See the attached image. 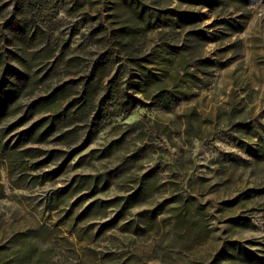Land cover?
Wrapping results in <instances>:
<instances>
[{
	"label": "rangeland",
	"instance_id": "1",
	"mask_svg": "<svg viewBox=\"0 0 264 264\" xmlns=\"http://www.w3.org/2000/svg\"><path fill=\"white\" fill-rule=\"evenodd\" d=\"M3 61L60 124L23 168L0 152V264H264V0H0ZM148 70L188 99L134 92Z\"/></svg>",
	"mask_w": 264,
	"mask_h": 264
},
{
	"label": "trees",
	"instance_id": "2",
	"mask_svg": "<svg viewBox=\"0 0 264 264\" xmlns=\"http://www.w3.org/2000/svg\"><path fill=\"white\" fill-rule=\"evenodd\" d=\"M235 1H238L242 4H246L247 2V0ZM168 58L169 57H165V64L162 65L165 71L169 67ZM198 67L208 68L209 65L206 60L199 59ZM167 72L168 71H166L165 74ZM19 75L21 74L17 67H10L6 61L0 63V152H6L7 155L4 158L7 160L12 170H15L14 168L18 169V167L23 168L20 162L22 161L24 155H27L29 152L33 151L31 146H33L34 144H42L44 142H47L50 136L55 134V129L57 127L56 125L60 124V121L56 119L54 114L47 113L48 110L53 107L55 101L57 100V92L59 90L57 88L53 89L47 95L33 99V101L24 109H22L21 107H15L19 92L24 87V82L18 80ZM90 78L91 76H87V87L90 83L88 81L90 80ZM165 80H167L165 79V76L164 78H162V76H160L158 73L148 70L146 73L143 72L136 77L134 92L139 93L145 99H151L155 101L164 110L172 107L178 101L188 99V96H185L183 94L184 90H181L180 88H174V90L169 91L166 86L167 83ZM184 82H187V74H183V78L180 84ZM87 91V88L83 90L84 101L87 99ZM109 94L110 93L108 90L106 97H108ZM108 98L110 99V97ZM136 101V97H130L129 95H127V93H125V100H123L121 103L123 111L125 113L129 112L135 105ZM38 110H44L45 113L41 115L38 120L33 121L34 114H36ZM19 111H22V113L19 114L17 120L8 122L7 126L3 129L2 124L4 123V121L9 117L17 116V113ZM120 111L121 110H119L118 112ZM66 112L67 106L63 109L62 120L67 118ZM105 112L106 109H100L99 111H96L94 113V116L91 117V120L87 124L88 132H86L84 145H82L81 148H84L87 143L94 139L100 132L101 127L106 124L101 123V120L104 118ZM31 121L33 122L30 123ZM13 132H17V135L16 137H14V139H11V137L13 136ZM35 150L36 149H34V151ZM78 150L82 149L79 148ZM59 153L61 152L58 150H51L45 159H40L33 163L34 168L37 169L45 165H50L53 159L59 157ZM37 156L41 155H31L32 158ZM69 158L70 153L65 159V162L62 164H65ZM62 166H59L58 168H51L50 171H45L42 174L31 175L29 176V178L25 179V183L32 187H35L36 185H40L45 183L46 181H50L52 180V178L61 173ZM250 258L254 259L257 257L253 255Z\"/></svg>",
	"mask_w": 264,
	"mask_h": 264
}]
</instances>
